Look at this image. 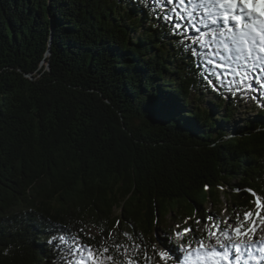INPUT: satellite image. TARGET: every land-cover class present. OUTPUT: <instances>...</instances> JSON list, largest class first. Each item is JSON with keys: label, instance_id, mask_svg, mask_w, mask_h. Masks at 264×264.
Instances as JSON below:
<instances>
[{"label": "trees", "instance_id": "16d2710c", "mask_svg": "<svg viewBox=\"0 0 264 264\" xmlns=\"http://www.w3.org/2000/svg\"><path fill=\"white\" fill-rule=\"evenodd\" d=\"M157 16L153 0H0V264H57L64 228L129 232L151 256L167 219L253 208L236 188L264 200V108L236 126L240 97Z\"/></svg>", "mask_w": 264, "mask_h": 264}, {"label": "snow or ice", "instance_id": "6c2138e0", "mask_svg": "<svg viewBox=\"0 0 264 264\" xmlns=\"http://www.w3.org/2000/svg\"><path fill=\"white\" fill-rule=\"evenodd\" d=\"M155 7L181 55L196 69H204L195 73L202 81L247 100L254 91L250 81L264 80V0H155ZM235 191L249 192L254 207L233 208L223 220L203 215L195 219V227L158 233L159 246L151 245V256L143 241L136 243L125 231L110 230L99 244H88L79 235L83 228L76 233L64 228L54 231L49 244L58 253L57 264H141V259L148 264L153 259L155 264H264V200L252 189ZM189 219L193 218L187 217L185 223ZM119 226L117 221L115 227ZM118 236L125 239L118 242ZM186 236L184 243L172 246Z\"/></svg>", "mask_w": 264, "mask_h": 264}, {"label": "rangeland", "instance_id": "374dc122", "mask_svg": "<svg viewBox=\"0 0 264 264\" xmlns=\"http://www.w3.org/2000/svg\"><path fill=\"white\" fill-rule=\"evenodd\" d=\"M250 82L253 86L254 91L249 94V98L247 100L239 96V112L237 113L236 118L234 120L236 126H239L240 122H242L243 119L245 120L248 117L256 114L257 110L259 111L264 108V103H262L264 102V87H261V84L264 83V80L257 82L256 79H253ZM217 86L220 87L221 85L217 84ZM228 95H230L229 92ZM213 98L214 97L207 95L203 100H199L195 105L200 106L202 109H211L212 101L214 100ZM229 201L230 200H228L227 198L221 197L219 204L213 205L212 203H208L203 207V210H205V213L207 215L215 214L216 217L223 220L230 213H232L231 203ZM166 221L167 222L162 224L160 227L161 234H165L164 230L167 234H171L174 231H178V228L175 227V223L171 222L169 219H167ZM201 224H203V222H201ZM180 227L183 228L181 225ZM181 241H174L173 243L177 245V243H180ZM157 246H159V244H157ZM169 264H173V262L170 261Z\"/></svg>", "mask_w": 264, "mask_h": 264}]
</instances>
